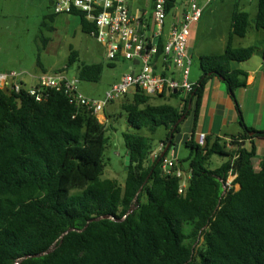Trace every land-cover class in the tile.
Returning <instances> with one entry per match:
<instances>
[{"label":"trees","instance_id":"1","mask_svg":"<svg viewBox=\"0 0 264 264\" xmlns=\"http://www.w3.org/2000/svg\"><path fill=\"white\" fill-rule=\"evenodd\" d=\"M175 2L167 1V13ZM74 15L83 32L94 29ZM251 23L264 30V0H257L252 19L233 11L224 50L200 56L201 76L181 107L150 103L153 96L136 89L120 105L128 124L150 133L164 126L167 155L191 111L196 123L207 79L220 77L232 97L245 85L247 73L230 63L249 59L255 46L233 47L232 40L244 37ZM156 46L159 57L163 44ZM76 58L71 50L67 65ZM102 68L82 63L77 76L97 81ZM236 108L242 133L231 136L232 148L207 136L200 146L193 128L185 141L190 178L178 192L180 179L162 174L160 155L151 159L155 147L148 136L123 131L124 181L102 178L108 141L103 122L58 91L37 101L24 90L0 88V264H264V153L255 168L252 140L264 139V130L248 127ZM212 155L226 160L211 169ZM229 173L234 178L224 187Z\"/></svg>","mask_w":264,"mask_h":264},{"label":"rangeland","instance_id":"2","mask_svg":"<svg viewBox=\"0 0 264 264\" xmlns=\"http://www.w3.org/2000/svg\"><path fill=\"white\" fill-rule=\"evenodd\" d=\"M54 1L0 0V71L13 69L17 72L41 73L43 71L37 63L38 58L46 72H59L63 69L65 74L72 77L77 74L78 67L82 63H101L103 68L99 79L97 81H80L79 89L90 98L102 99L112 84L128 72V62L107 59L102 45L88 33L83 32L76 20L71 21L70 17L53 12ZM126 1L127 4H130L131 9L134 7L144 8L147 14L152 10L151 0ZM216 1L218 4L213 13L206 16L204 24L196 32L195 41H199L198 44L204 38L205 40L215 38L219 30L223 29L227 22V9L228 6H232L234 0ZM252 1L253 3L247 7L251 15H253L256 7V0ZM52 13L55 14L52 19L45 17ZM172 13L173 11L166 15L164 19L163 28L165 33L169 29ZM43 21L46 23L45 25L42 24ZM241 42H247V37L246 39H241ZM71 50L77 52V58L72 64L67 65ZM193 60L192 66L190 65L192 70L195 65L198 66L197 60L195 58ZM181 94H178L179 96L177 97L167 95L165 97L153 96L150 98V103L167 102L173 105H180L183 103ZM131 100L132 91L125 97L108 103L104 107V111L101 113H103L106 120L98 116V120L104 124L105 136L108 137L103 156L105 167L101 177L115 178L121 184L125 178L128 161L122 132L129 131L148 136L155 148L164 140L167 133V129L164 126H158L153 133H150L144 127L136 128L129 125L126 119L127 114L120 105ZM182 136V133L181 135L177 133L174 140L176 141ZM258 142V144H261L260 141ZM171 149L175 150L181 167L187 169L189 166L188 156L190 155V148L185 145V142L179 141V143L174 142ZM261 151L262 149L258 145V153ZM257 157H254L253 160L255 168H258ZM153 158H155L154 155H151V159ZM225 159L226 156L212 155L208 167L211 169L215 168ZM233 177L234 175L229 173L227 182L231 181ZM237 188L238 185L236 184L235 189Z\"/></svg>","mask_w":264,"mask_h":264},{"label":"built area","instance_id":"3","mask_svg":"<svg viewBox=\"0 0 264 264\" xmlns=\"http://www.w3.org/2000/svg\"><path fill=\"white\" fill-rule=\"evenodd\" d=\"M167 1L154 0L150 21L143 18L139 12L131 14L126 0L54 1L55 14L76 13L94 25L90 33L103 46L107 59L129 61L138 66L136 71L130 67V71L113 83L102 99L90 98L83 94L79 89V77H69L64 72H41L36 76V83L30 86L21 81V72H0V88L14 93L24 90L37 101L46 98L51 90L58 91L76 108H83L97 119L101 117L104 120L105 116L101 112L108 103L121 99L136 89L148 96H166L176 92L186 96L196 84L188 79L191 65L188 42L191 26L198 22L202 15V6L196 0H187L181 17L170 26L168 38L162 47L163 65L157 70L154 57L158 49L153 41L163 33ZM210 1L206 0L207 3ZM165 70H171V74H165ZM176 75H180V79L176 78ZM223 140L227 148H232V137H225ZM196 142L204 146L206 134L198 133ZM167 149V144L161 142L151 155L156 157L162 152L165 154ZM164 154L160 155L161 172L179 178L178 192H182L190 178V170L183 169L179 160L172 154ZM231 181L226 180L224 187H229Z\"/></svg>","mask_w":264,"mask_h":264},{"label":"crops","instance_id":"4","mask_svg":"<svg viewBox=\"0 0 264 264\" xmlns=\"http://www.w3.org/2000/svg\"><path fill=\"white\" fill-rule=\"evenodd\" d=\"M186 2L187 0H176L175 5L171 10L173 11V13L171 16L170 26L176 19H179L181 17V14L185 9ZM252 3H253L252 0H234L232 6H228L227 22L224 28L219 30V33H217V36L215 38H212L211 40H205L204 38V40L200 44H198L199 41L198 42L195 41L197 34L196 32L204 24L206 16L212 14L216 5L218 4L216 0H211L208 3L206 2V0L198 1V4H200L203 7V11L199 21L191 26L189 42H188V51L191 58V66L194 61L193 58L197 60L198 66L195 65L193 70L192 67L190 68L188 75V79L190 82L196 83L201 76V70L199 67V58L201 55L220 53L224 50L227 42V37L230 32L231 16L233 11H235L236 9L242 10L247 12L251 19L254 17L257 11V0L253 15H251L250 12L247 10L249 4ZM151 5H152V0H151ZM128 6L131 11V14L139 12L143 16V18L150 21L152 10L150 11L149 14H147L144 8L134 7L131 9L130 4H128ZM169 13H167V15ZM61 15H66L70 17L71 21L76 20V22L80 25V19L77 15L74 14L71 15L61 14ZM169 29L165 33L163 28V33L157 39V42L158 40H160L163 44L166 41V39L168 38ZM88 34L92 36L91 33ZM246 37H247V42L245 43L241 42V39H246ZM249 45L255 46L254 53L249 59L243 62L232 61L230 63L232 69L239 68L247 73L245 85L235 88L233 91L234 97H232L225 83L222 81L220 77L213 76L207 79L203 87L201 103L199 106L196 123H194L193 111H191L189 115H187V117L183 120L180 126V131L178 132L180 135L182 133L183 136L182 138L179 137V139H176V141L174 140L175 143H179V141L185 142L186 140H188L193 128L195 130L194 141H196L198 133H205L207 137H213V138L238 136L239 134L242 133V128L238 121L239 112L236 108V104H238L240 113L242 115V119L248 127H252L255 130H264V71L262 69L264 30L260 28H256L253 25V23H251V26L244 37L242 38L234 37L232 40L233 47H245ZM127 62H128L127 63L128 72L130 71V67L135 71L138 69V66L135 63L129 61ZM154 63L157 70L158 69L160 70L161 66L163 65L162 56L161 55L159 57L155 56ZM39 65L43 70L41 63ZM9 71H16V70L13 69L2 70L0 72H9ZM19 72L22 73L20 79L26 86L34 85L36 83V76L40 74V73L38 74L29 73L25 71H19ZM164 73L171 74V70L168 71L165 70ZM176 78L180 79V75H176ZM184 97L185 94L182 93L181 98ZM180 105H182V103ZM180 105L177 106L180 107ZM249 135H252V133H250ZM252 140L254 141L256 146V154L254 157L258 156L257 163L259 164L260 158L264 153V139L255 137ZM258 141H260L261 144H258L259 143ZM243 144L245 147H249L250 140L245 139L243 141ZM258 145L262 149L260 153H258ZM169 154H172L175 157L177 156L174 149L173 150L171 149V151H169ZM222 162H220V164Z\"/></svg>","mask_w":264,"mask_h":264},{"label":"water","instance_id":"5","mask_svg":"<svg viewBox=\"0 0 264 264\" xmlns=\"http://www.w3.org/2000/svg\"><path fill=\"white\" fill-rule=\"evenodd\" d=\"M153 42L156 43V42H157V39H154ZM182 117H183V116H182ZM182 117H181V118H182ZM181 118H180V119H181ZM167 146H168V145H167ZM163 154H164V152H162L160 155L162 156ZM238 187H239V185H238Z\"/></svg>","mask_w":264,"mask_h":264}]
</instances>
